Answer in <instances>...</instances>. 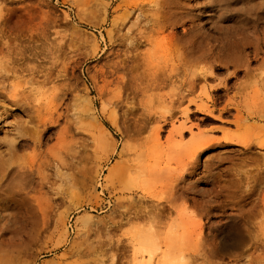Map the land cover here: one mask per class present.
<instances>
[{
	"label": "rangeland",
	"instance_id": "obj_1",
	"mask_svg": "<svg viewBox=\"0 0 264 264\" xmlns=\"http://www.w3.org/2000/svg\"><path fill=\"white\" fill-rule=\"evenodd\" d=\"M153 1L0 0V65L9 63L5 72L0 67L9 75L3 85L26 98L29 111L44 112L51 127L41 148L17 152L20 162L40 165L45 180L33 186L25 225L2 231L0 264H264V188L242 197L243 173L255 175L264 160V121L246 118L249 111L264 116V2H220L195 17L214 37L246 38L237 44L245 46L250 72L234 76L231 68L185 66L180 46L146 44L145 35L159 41L171 33L151 32ZM183 27L175 26V37ZM32 46L44 55L33 57ZM129 51L139 56L127 62ZM171 69L174 82L141 92L147 76ZM184 69L188 78L207 77L188 89ZM175 93L179 104L169 109ZM195 153L198 174L170 207V185ZM212 153L210 175L226 191L210 199L196 191L211 188L202 162ZM227 217L241 218L250 240L231 255L208 237ZM151 226L157 239L147 233Z\"/></svg>",
	"mask_w": 264,
	"mask_h": 264
},
{
	"label": "bare ground",
	"instance_id": "obj_2",
	"mask_svg": "<svg viewBox=\"0 0 264 264\" xmlns=\"http://www.w3.org/2000/svg\"><path fill=\"white\" fill-rule=\"evenodd\" d=\"M228 1L236 0H154L155 19L151 32L155 35H164L166 30L170 29L171 33L165 34L159 41L151 40V37L147 35L142 38L146 44H152L153 46L159 44L165 46V48L167 46L168 49L173 48L174 51L180 46L179 57L181 56V58H183L182 60L185 66L194 63L204 66L209 65V68L218 70L231 68L232 72L230 74L234 76L241 72V69L248 73L250 72V61L245 46H241L240 48L237 44L238 41H245L246 38L241 37V39H237L238 35L235 33L226 34L224 36L221 34L218 37H214L208 32H204L195 22V17H200L204 12L202 10L207 11L208 9L216 7V5L219 7L220 2H225L229 5ZM194 11H196V13ZM177 25H187V28L183 27L182 34L178 38L172 33V30ZM260 46V43L253 46L252 53L254 57L260 54ZM32 49L34 50V52H32L33 57L44 55L42 49L38 52H36V46H32ZM10 51L12 50L7 46L5 53L8 54ZM132 51L127 53V62H130L133 57L139 56L133 55ZM129 55H131V57H129ZM3 63L4 61L2 62L3 66L9 64L7 62L6 64ZM2 65H0V67ZM260 66L261 69L264 70V58ZM6 67L4 66L5 69ZM9 67H12L11 70L14 68L10 65ZM201 70H205V67L201 68ZM1 71H4V69ZM183 73L184 79L181 84L187 85L188 89L192 88L197 79L202 80L207 77L204 72L193 74L191 78H188V73L185 69ZM4 75H0V85H2L0 86V235L3 233L2 231H6V228H11L13 226L17 227L18 224L25 225L27 221L25 207L27 202L31 199L30 193L33 191V186L36 184L43 187L45 180V175L42 173L40 165L38 168H34L31 163H27L26 161L20 162L17 152L30 145L41 148L44 140L47 138V133L51 129V127H47L48 120H46L44 112L38 108L34 111H29V102L26 98H19V93L17 95L6 91L7 87L5 88L3 82L7 78L6 75H9L8 73ZM173 78L176 79L175 74H173V69H171L169 73H163L159 76H147L144 81L140 83V85L143 86L141 92L145 94L148 90L163 88V86L174 82ZM135 86H138L137 89L140 90V86L137 83ZM184 91L186 92L187 90L185 89ZM219 91L220 90H216L215 92ZM180 95V93H175L168 98L166 105L169 109L179 104ZM246 116L247 120H256V122L264 121L263 115L252 111H249ZM22 117L26 119L22 120ZM9 120H13L14 122L9 124ZM163 120L165 124L168 119L164 117ZM31 122H36V125L34 127L30 126ZM236 123L238 124V121ZM93 126H95V124H93ZM39 127L42 128L39 131L40 136L31 138V134L36 133ZM162 128L163 126L157 128L155 131L156 136H158V132ZM198 149L199 148H197L195 152ZM195 156L196 153L193 154V161L190 163L189 167L185 168L184 172L177 176L176 182L170 185L171 194L165 198L166 203H168L170 207L177 199L182 198L184 193L189 189L184 185L187 178L198 174V157ZM213 158L215 159L216 155L214 153L209 154L202 162V167L205 172L209 173L211 188L208 191H196V193L210 199L223 195L226 191L224 187H220L218 178H215L212 174L210 175L208 162ZM243 176L247 182L246 187L248 189L242 193V197L250 199L264 188V160L263 164L258 167L255 175L244 172ZM201 178L202 177L197 178L194 183L199 182ZM203 178H205V175ZM163 210L165 209L163 208ZM43 213L45 212L43 211ZM243 222L244 221L239 217H227L225 227L214 226L211 231L212 233L208 235V237L212 238L214 241V249L224 255H231L234 250L247 245L250 240L244 234L246 229L244 231L245 226ZM15 230L14 228V231ZM147 233L150 234L152 238L157 239L153 226L148 229ZM145 243L151 246L149 238L145 239ZM148 252L151 254V251ZM156 264H162V261L157 260Z\"/></svg>",
	"mask_w": 264,
	"mask_h": 264
}]
</instances>
